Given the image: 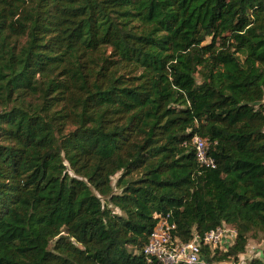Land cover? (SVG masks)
Wrapping results in <instances>:
<instances>
[{"label": "trees", "instance_id": "trees-1", "mask_svg": "<svg viewBox=\"0 0 264 264\" xmlns=\"http://www.w3.org/2000/svg\"><path fill=\"white\" fill-rule=\"evenodd\" d=\"M167 214L264 237V0H0V264H162Z\"/></svg>", "mask_w": 264, "mask_h": 264}, {"label": "built area", "instance_id": "built-area-1", "mask_svg": "<svg viewBox=\"0 0 264 264\" xmlns=\"http://www.w3.org/2000/svg\"><path fill=\"white\" fill-rule=\"evenodd\" d=\"M194 143L200 164L214 167V160L207 154L209 150L207 139L195 137ZM170 218L169 214L160 218L144 250L149 258H155L162 264H213L203 257L202 247L209 246L214 249L221 246L226 249L234 243L229 244L230 238L234 241L236 238L235 230L223 225L208 232L202 238L197 236L191 242L182 243L174 237L176 225Z\"/></svg>", "mask_w": 264, "mask_h": 264}, {"label": "rangeland", "instance_id": "rangeland-1", "mask_svg": "<svg viewBox=\"0 0 264 264\" xmlns=\"http://www.w3.org/2000/svg\"><path fill=\"white\" fill-rule=\"evenodd\" d=\"M227 233L229 234L230 232H227ZM233 242H234V239L230 238L229 244ZM223 245H224V242H223ZM263 247H264V237L263 236H260L259 238L251 239L249 246L247 248L246 254L241 255L238 262H234L233 260H231L229 262H223L219 264H245L249 259L253 257L262 256Z\"/></svg>", "mask_w": 264, "mask_h": 264}]
</instances>
